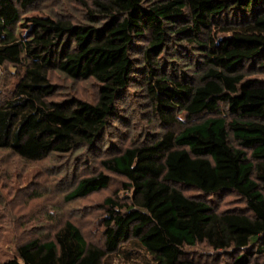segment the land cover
<instances>
[{
  "label": "trees",
  "instance_id": "trees-1",
  "mask_svg": "<svg viewBox=\"0 0 264 264\" xmlns=\"http://www.w3.org/2000/svg\"><path fill=\"white\" fill-rule=\"evenodd\" d=\"M38 1L0 0V66L11 64L19 76L0 103L1 149L35 161L95 147L136 82L153 116L179 129L154 132L101 161L131 192L127 202L105 199L102 245L68 220L2 264H104L130 241L154 264H214L186 251L200 243L240 251L232 264H264L250 251L257 244L264 252V78L248 74L264 72V0H92L87 22L46 17L23 31L22 13ZM51 69L94 79L96 102L51 100ZM111 180L105 172L83 177L66 199ZM229 192L246 211L214 209L210 197Z\"/></svg>",
  "mask_w": 264,
  "mask_h": 264
},
{
  "label": "rangeland",
  "instance_id": "rangeland-1",
  "mask_svg": "<svg viewBox=\"0 0 264 264\" xmlns=\"http://www.w3.org/2000/svg\"><path fill=\"white\" fill-rule=\"evenodd\" d=\"M40 0L22 13L21 26L26 31L32 23L46 17L64 18L73 22L88 21L87 13L92 0ZM11 64L0 66V103L10 99L19 76ZM248 74L264 78L262 70L253 68ZM55 93L51 100L62 101L73 97L96 102L100 85L94 79H73L58 69L49 71ZM139 83L133 84L124 100L118 103L119 115L112 121L95 147H81L69 153H51L43 159L27 161L7 149L0 148V264L17 256V247L35 237H52L66 221H72L82 231L88 242L103 243L104 219L107 216L105 199L113 197L127 202L131 192H126L123 176L106 171L101 161L132 145L149 140L154 132L179 129V126L162 125L153 116L150 103L142 96ZM227 119H232L228 107L221 105ZM182 120H186L184 116ZM105 172L112 177L105 189L72 200L66 195L83 177ZM116 192L118 194H116ZM183 192L192 197L202 194L191 187ZM218 212L246 211L243 198L234 192L210 197ZM264 246V237L259 241ZM254 244L251 259L264 263V252L259 253ZM123 251H130L126 257ZM195 260L214 264H232L240 251H215L207 243L186 248ZM104 264H154L152 257L138 242H125L122 251L111 254Z\"/></svg>",
  "mask_w": 264,
  "mask_h": 264
}]
</instances>
